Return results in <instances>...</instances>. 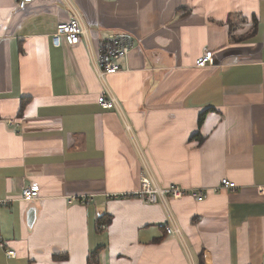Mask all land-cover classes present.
Instances as JSON below:
<instances>
[{
    "label": "crops",
    "instance_id": "obj_1",
    "mask_svg": "<svg viewBox=\"0 0 264 264\" xmlns=\"http://www.w3.org/2000/svg\"><path fill=\"white\" fill-rule=\"evenodd\" d=\"M69 2L85 36L55 48L64 0H0V232L17 253L0 264H264V0ZM120 33L135 48L102 81L100 43ZM206 52L216 67L196 66ZM145 170L209 193L169 200L182 237L133 196Z\"/></svg>",
    "mask_w": 264,
    "mask_h": 264
},
{
    "label": "built area",
    "instance_id": "obj_2",
    "mask_svg": "<svg viewBox=\"0 0 264 264\" xmlns=\"http://www.w3.org/2000/svg\"><path fill=\"white\" fill-rule=\"evenodd\" d=\"M34 0H17L18 8L25 10ZM72 13V19L69 23L61 24L58 26L56 33L53 35L52 42L55 48L62 46L63 40L69 46H77L80 40L85 36V29L83 27L80 16L73 8L69 0H64ZM135 48V40L130 34H113L107 37L100 43L99 53L94 61V67L100 80L104 81L108 75H114L123 72L121 62L127 60L130 53ZM198 68H213L217 64L212 52H206L196 62ZM98 104L106 110L118 109V102L115 96L106 88L104 95H102ZM237 189L234 182L227 179L222 180L220 190L233 191ZM40 188L36 184L25 188L22 192V201L31 202L39 197ZM209 193L201 189L187 190L177 185H171L163 188L157 185L156 181L150 172L144 171L141 179V190L134 194V197L142 199L146 205L162 204L168 213L169 224L164 226V230L169 236L182 237V233L175 222L171 211L169 210V200H182L185 197H191L198 202H204L208 198ZM11 201L0 199V210L10 204ZM88 203V201H83ZM105 229V225L101 226ZM0 249L5 252L8 259L17 258V253L13 250L6 249L5 240L0 232Z\"/></svg>",
    "mask_w": 264,
    "mask_h": 264
},
{
    "label": "trees",
    "instance_id": "obj_3",
    "mask_svg": "<svg viewBox=\"0 0 264 264\" xmlns=\"http://www.w3.org/2000/svg\"><path fill=\"white\" fill-rule=\"evenodd\" d=\"M25 106V102L22 103V109ZM103 219V218H102ZM100 250H97L96 252H94L93 254L90 255V257H88V264H100L99 260H98V254H99Z\"/></svg>",
    "mask_w": 264,
    "mask_h": 264
}]
</instances>
